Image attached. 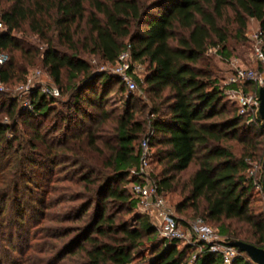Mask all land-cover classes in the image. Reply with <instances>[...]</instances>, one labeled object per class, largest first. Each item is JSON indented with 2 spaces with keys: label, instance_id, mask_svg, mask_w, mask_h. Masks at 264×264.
<instances>
[{
  "label": "trees",
  "instance_id": "16d2710c",
  "mask_svg": "<svg viewBox=\"0 0 264 264\" xmlns=\"http://www.w3.org/2000/svg\"><path fill=\"white\" fill-rule=\"evenodd\" d=\"M0 20L5 26L0 29V53L10 56L0 65V83L11 85L24 79L27 66L38 61L61 95L65 93L64 76L70 82L67 91H72V101L64 105L69 113L62 114L53 107L58 100L39 89L31 95L32 110L21 109L18 98L0 89V113L12 121L0 123V254L10 248L24 254L15 244V234L18 230L31 233V220H38L39 225L44 218L40 216L49 208L31 189L22 187L26 169L38 165L31 153L43 146L51 167H79L78 177L71 181L83 187L71 196L57 198L52 206H66L54 216L53 224L41 228L55 264L73 256L83 259L79 264H129L143 239L155 241L158 235L150 214H136L134 224L122 215L138 206L127 185L139 180L131 170L140 167L139 141L149 127L153 134L145 138L151 150L160 147L156 155L164 167L160 175L151 172L160 195L178 188L181 174L199 161L188 181L191 189L186 201L200 212L204 200L207 220L246 224V229L221 224V231L230 233L234 241L264 248V211L257 214L252 208L251 193L257 181L248 176L249 159L264 162V121L260 114L241 115L238 107L228 109L207 54L215 47L230 56L232 35L235 32L237 38H244L251 20L259 22L264 33V0H0ZM31 34L45 45L44 51L30 43ZM59 42L68 51L60 49ZM128 48L134 62L149 63L144 80L135 76L137 84L146 86L147 102L116 117L113 134L105 138L101 133L111 117L99 85L107 87L115 81L124 90L125 84L107 71L94 74L80 55L93 52L105 63L115 64ZM245 88L254 90L251 83ZM84 91L92 96L83 95ZM83 103L98 107L101 115L85 132L73 134L76 118L86 116ZM38 116L50 119V124L33 127L32 142L9 138L21 120L29 124L27 119ZM228 140L244 145L242 158L223 144ZM26 178L27 185L32 183V178ZM263 178L264 167L259 180L264 194ZM183 206L185 201L177 210ZM155 251L151 264H189L187 248L166 247L163 242ZM195 255L194 264H223L208 248ZM233 264L256 263L241 251Z\"/></svg>",
  "mask_w": 264,
  "mask_h": 264
},
{
  "label": "rangeland",
  "instance_id": "374dc122",
  "mask_svg": "<svg viewBox=\"0 0 264 264\" xmlns=\"http://www.w3.org/2000/svg\"><path fill=\"white\" fill-rule=\"evenodd\" d=\"M260 31V24L256 20H251L246 30L245 37L239 39L236 37L235 32L232 35L229 41L230 48V56L222 55L221 52H214L209 56L210 59V70L214 77L218 79L220 87L223 89L225 94L224 102L227 103L228 109H236L237 105L228 94L230 86L228 85L229 79L232 77L233 73L237 70V68L241 67H249L258 69L260 72H264L263 64L257 59L254 53V37ZM19 37L24 38L21 33H18ZM27 38V37H26ZM29 41L33 46L39 47L41 51H44L45 45L37 39V36L29 35ZM25 39V38H24ZM60 49L64 51H68L67 47L63 42H59ZM0 55L3 56V62L0 65L5 64L10 60V56L7 52H2ZM82 58L86 59L91 65L92 71L94 74H101L105 71L116 76L115 74V65L105 63V61L101 58L100 55L93 52H83L80 55ZM136 76L144 80L146 75L149 72V63L147 61L137 62ZM26 68V65H25ZM29 73L27 77L22 80H14L13 84L7 85L0 83V89L4 92L9 93L10 96H15L18 98V105L21 109L32 110L31 106L33 105L31 100V95L35 90H43L45 87H52L58 85L54 82L53 78L49 74L48 70L43 67L42 62H38L35 65H28ZM80 78L74 80V84H78ZM64 95H60L56 99L57 102L54 103L53 107H56L58 112L62 114L69 113L68 106H64L68 104L72 91H67V85L70 84L68 77L64 76L63 81ZM73 84V83H71ZM138 88L135 90H131L126 84L124 85V90L120 88V85L115 81L111 82L107 87L99 85L102 89V95L104 96V106L106 110L110 114V119L105 123L104 128L105 132L101 133L105 138L109 137L113 134V129L115 127V119L118 116H121L126 112L129 107H133L136 104L140 103L144 106L147 102V97L145 94L146 86L144 83L137 84ZM87 97H91L92 93L90 91H84V94ZM134 96V97H133ZM84 110H86V116L83 118L78 116L76 118L77 123H73L72 131L73 134L83 133L89 127L93 126V123L96 119L101 115V110L98 107H91L87 103H83ZM147 114H149V110H146ZM141 115L137 116L138 119H141ZM31 120L32 123L25 124L22 120L19 122L17 131L9 132L8 136L10 139L17 138V141L22 142L23 144H28L32 142L34 138V128H39L41 123L46 124L48 126L50 123V119L46 120L45 117H39L38 119H27ZM10 118L6 116V113H0V123H9ZM45 126V127H46ZM64 126V125H63ZM45 127L43 130H45ZM147 134H153V130L149 127L147 130ZM52 137L56 136L54 133L51 134ZM146 135L139 141V147L141 146L143 140ZM70 141V140H67ZM37 143V142H36ZM37 144H40L39 142ZM225 146L230 147L233 153L237 158H242L244 145L237 142L236 140H228L223 143ZM160 147H154L152 152H155L151 160V169L153 170V174L160 175L163 172V165L158 162L157 149ZM44 147H39L36 152H32V158L38 162V165L35 167H28L24 172L23 176H28L32 178V183L26 184V177L22 182V187L28 188L30 192L33 193L36 199L40 198L45 202L44 205L49 206L46 211L40 217H44L41 219V223L37 225L38 220H31L32 231L31 233L24 234L21 230L17 231L15 234V244L19 246V248H23V253L20 254L12 248L7 249L6 251L0 254V262H5L7 264H55L54 257H51V253L47 252L46 245L44 244V234L40 232L43 226L53 224L52 219L57 214L64 209L66 204L62 205H51L53 202L62 196H71L73 191L81 190L82 185L76 184V182L71 181V178H77V171L79 167H73L71 165H59L51 167L45 157ZM2 160L3 158L0 157ZM249 164L251 168L248 171L249 178H253L254 181L259 182L262 176V167L260 164V159H249ZM2 164L0 163V169L2 168ZM199 166V161L194 162L191 167L181 174L180 183L178 188L174 191L164 194V198L166 200L167 206L172 210L175 217L182 223V226L185 231H187L188 227L197 219L203 218L210 226L219 231L220 236L227 238L233 241V237L231 238L230 233H223L221 231V224L226 227H230L235 229L236 227L240 228H248V226L242 222H238L237 220H228L222 219L220 222L215 220H207L204 214V210L207 207V203L204 200L200 202V212H196L193 207L191 201H186V197L190 194V189L188 188V181L190 177L194 174ZM187 183V185H185ZM3 182L0 180V187ZM53 188H56L52 191ZM127 188L130 192H132V184H128ZM252 196V208L255 213H260L264 211V194L262 192V187H254L251 193ZM185 201V205L182 207L181 211L177 210V206L179 203ZM68 204V203H67ZM136 214H145L144 211L139 209L137 206L132 212H123V218L128 220L130 224H134V217ZM152 221L154 223V219L151 216ZM28 219V218H26ZM39 228V229H38ZM158 230V229H157ZM30 232V231H29ZM9 233L6 234L5 237L8 236ZM157 239L154 241L147 240L145 237L143 240V244L137 247L134 251L132 261L129 264H151L154 258V255L157 253L155 250L161 248V244L165 242V246H171L175 244L178 246L179 250H184L187 248L190 252L189 264L193 263L195 254L200 253V247L191 243L190 238L179 240L177 242H169L164 240L159 231L157 232ZM44 238V239H42ZM38 248V250H36ZM188 254V253H187ZM8 255V256H7ZM82 258L78 256H73L65 259L64 261L58 264H79L82 262Z\"/></svg>",
  "mask_w": 264,
  "mask_h": 264
},
{
  "label": "built area",
  "instance_id": "2783aa9c",
  "mask_svg": "<svg viewBox=\"0 0 264 264\" xmlns=\"http://www.w3.org/2000/svg\"><path fill=\"white\" fill-rule=\"evenodd\" d=\"M5 26L0 20V29ZM254 53L257 59L264 66V33L260 30L254 37ZM218 48H210L208 55L217 52ZM3 62V56L0 55V63ZM137 62L132 60L131 49L123 51L115 63V74L121 78L131 90L138 88L135 80ZM251 83L254 86L253 91H247L245 86ZM229 88L227 94L234 99L241 115L260 114V89L264 86V72L258 69L241 67L233 73L228 82ZM42 92L50 97L57 98L61 95L59 87H45ZM32 108V106H31ZM152 150L149 138L142 142L141 164L139 169H132V174L139 178L132 185L134 197L138 200V207L145 213L150 214L154 219V225L159 231L160 236L169 242L190 238L191 243L200 247V253L205 249L219 255L223 264H233L241 255V250L227 238L220 236L219 231L210 226L203 218H197L187 229L184 230L182 223L175 217L172 210L167 206L165 198L160 195L158 186L152 177L151 169ZM257 187H262L259 182ZM196 260L194 256L193 263Z\"/></svg>",
  "mask_w": 264,
  "mask_h": 264
},
{
  "label": "water",
  "instance_id": "95a60500",
  "mask_svg": "<svg viewBox=\"0 0 264 264\" xmlns=\"http://www.w3.org/2000/svg\"><path fill=\"white\" fill-rule=\"evenodd\" d=\"M260 116L264 121V86L260 89ZM264 167V162H263ZM264 185V178H263ZM233 244L239 247L242 252L248 254L251 260L256 264H264V248L242 241H234Z\"/></svg>",
  "mask_w": 264,
  "mask_h": 264
}]
</instances>
